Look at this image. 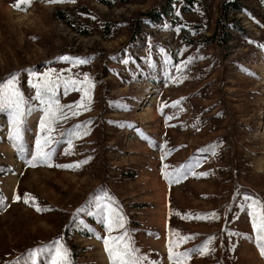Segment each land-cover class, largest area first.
<instances>
[{
	"label": "rangeland",
	"instance_id": "rangeland-1",
	"mask_svg": "<svg viewBox=\"0 0 264 264\" xmlns=\"http://www.w3.org/2000/svg\"><path fill=\"white\" fill-rule=\"evenodd\" d=\"M16 4L0 0V81L18 73L33 110L23 150L0 112V264L57 239L73 264H111L97 235L122 232H107L94 206L105 193L147 264H173L170 241L185 251L209 237L210 250L184 264H264L249 215L252 201L264 202V0ZM25 70L41 74L33 84L48 73L59 104L73 106L50 133ZM44 136L53 155L33 167L26 161Z\"/></svg>",
	"mask_w": 264,
	"mask_h": 264
},
{
	"label": "snow or ice",
	"instance_id": "snow-or-ice-1",
	"mask_svg": "<svg viewBox=\"0 0 264 264\" xmlns=\"http://www.w3.org/2000/svg\"><path fill=\"white\" fill-rule=\"evenodd\" d=\"M50 3H59L63 0H49ZM20 4L30 5L31 0H17L15 6L19 7ZM95 19V17H93ZM62 60L74 59L80 64L86 63V58H70V57H60ZM29 73V84L36 91L35 96L32 97L33 100H38L41 105L44 106L45 115L41 117L40 127L42 132L50 133L52 131V126L57 122L60 114H62V109L64 107L71 108L73 106H62L59 104V100L55 95V88L58 86L56 82L52 80L48 73L43 74L44 79L38 83L33 84L31 77H40L41 74L32 71L25 70ZM52 71V70H50ZM18 73L10 74V76L5 81H0V112H6L9 118V138L13 141L20 142L19 145L14 143V147L18 146L23 150V127L25 124V118L33 110L28 106V101L25 99L24 93L19 87ZM90 81V77L85 74L84 81L80 84H84ZM77 81L71 80L70 82L65 81V93H67L68 88L75 87ZM94 87V85H91ZM83 95L81 102H78L80 106H83L85 110H88V104L91 103L89 97L90 88H83ZM86 101V102H85ZM78 114V113H74ZM86 134V133H85ZM51 143L49 136H44L43 138L38 137L36 140V150L33 152L31 160L26 161V163L35 167L36 162L48 163L53 155V151L48 149ZM214 154V153H213ZM81 163H87V161L76 162L72 165H57V167H79ZM51 166V165H50ZM187 171H191L189 167ZM176 174L185 175V170L183 166L181 169L176 170ZM206 175V173H201ZM29 194H25V202H27V197ZM5 197L0 195V202H3ZM14 200H18V196L13 197ZM247 199V198H246ZM113 198L105 193L103 199L97 196L93 203L96 209H98L104 215V227L105 230L111 233L114 229H120L122 234L110 237H100L97 235L98 239H103L105 244V251L109 254V259L111 264H147V258L141 253L140 249L137 248L132 240L130 234L125 228V222L123 216L119 215L116 210L112 207ZM260 211H255L256 208ZM249 208L253 209L249 212V215L253 217L252 227L253 231L256 233L257 246L260 249L261 255H264V202L252 201L249 204ZM41 209L37 208V211ZM82 211V209H78ZM215 216V213L211 214ZM181 242L189 239V237H180ZM214 237H209L208 240L204 241L200 246L188 249L185 251H175L172 242H169V261L173 264H184L186 258H190L191 254L194 252H199L201 255L206 254L210 249L209 245ZM111 240V245L109 241ZM47 256L51 258V264H73L71 260V253L69 249L63 244L59 239L51 242L50 246H40L35 249H30L22 257H17L12 264H36V258L39 256Z\"/></svg>",
	"mask_w": 264,
	"mask_h": 264
},
{
	"label": "trees",
	"instance_id": "trees-1",
	"mask_svg": "<svg viewBox=\"0 0 264 264\" xmlns=\"http://www.w3.org/2000/svg\"><path fill=\"white\" fill-rule=\"evenodd\" d=\"M229 5V4H228ZM232 7H235V4H230ZM63 19V18H62ZM17 151V150H16ZM169 225L166 226V234L169 233Z\"/></svg>",
	"mask_w": 264,
	"mask_h": 264
}]
</instances>
